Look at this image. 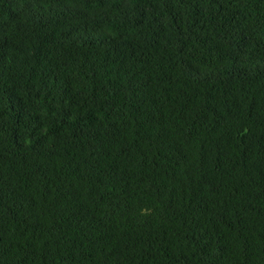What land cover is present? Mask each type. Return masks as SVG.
<instances>
[{
  "label": "trees",
  "instance_id": "trees-1",
  "mask_svg": "<svg viewBox=\"0 0 264 264\" xmlns=\"http://www.w3.org/2000/svg\"><path fill=\"white\" fill-rule=\"evenodd\" d=\"M0 264H264V0H0Z\"/></svg>",
  "mask_w": 264,
  "mask_h": 264
}]
</instances>
